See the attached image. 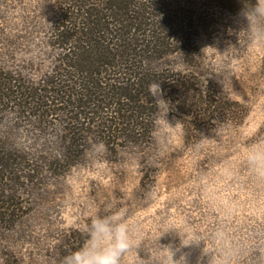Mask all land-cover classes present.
Instances as JSON below:
<instances>
[{
    "label": "rangeland",
    "instance_id": "1",
    "mask_svg": "<svg viewBox=\"0 0 264 264\" xmlns=\"http://www.w3.org/2000/svg\"><path fill=\"white\" fill-rule=\"evenodd\" d=\"M57 6L0 0V264H60L91 217L116 211L133 230L122 264H264V175L247 159L264 143L258 22L233 11L196 24L190 57L153 65L179 97L152 86L142 137L106 147L102 129L18 109L2 91L54 73ZM68 138L81 146L67 154Z\"/></svg>",
    "mask_w": 264,
    "mask_h": 264
},
{
    "label": "trees",
    "instance_id": "2",
    "mask_svg": "<svg viewBox=\"0 0 264 264\" xmlns=\"http://www.w3.org/2000/svg\"><path fill=\"white\" fill-rule=\"evenodd\" d=\"M57 5L54 73L34 89L8 78L2 91L18 109L42 116L58 112L75 129L87 124L102 129L108 147L142 137L144 105L155 108L152 86L179 97L178 81L156 72L154 62L173 54L190 57L196 24L208 28L228 13L241 14L249 0H57ZM193 87L187 93L195 95ZM69 138L60 141L66 153L81 146Z\"/></svg>",
    "mask_w": 264,
    "mask_h": 264
},
{
    "label": "clouds",
    "instance_id": "3",
    "mask_svg": "<svg viewBox=\"0 0 264 264\" xmlns=\"http://www.w3.org/2000/svg\"><path fill=\"white\" fill-rule=\"evenodd\" d=\"M248 22L256 21L264 30V0H249L244 10ZM249 164L264 175V143L253 144L248 150ZM82 245L64 255L60 264H122L123 257L134 244L133 230L120 211L97 213L84 228Z\"/></svg>",
    "mask_w": 264,
    "mask_h": 264
}]
</instances>
